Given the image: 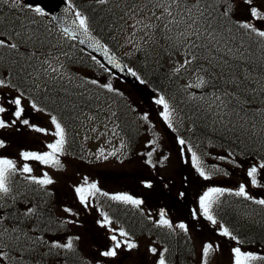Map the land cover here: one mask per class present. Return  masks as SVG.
Instances as JSON below:
<instances>
[{"label": "snow or ice", "instance_id": "obj_1", "mask_svg": "<svg viewBox=\"0 0 264 264\" xmlns=\"http://www.w3.org/2000/svg\"><path fill=\"white\" fill-rule=\"evenodd\" d=\"M95 2L100 5L113 4L116 9L120 10L117 21L120 27L127 25L133 30L139 28L147 38L146 43L150 41L153 44H158L164 47V51L169 52V54L176 53L182 57L179 66L174 69L176 74H179L181 70L208 73L209 68L206 65H210L214 69L220 68V75L224 77L226 69L232 67L230 60L225 56L232 53L233 58H235L233 48L229 46L230 41L235 39L232 35L233 26L237 30L243 29L247 34H254L259 37L261 46L264 47V0L258 4H254L253 0H240L241 3L249 6L248 11L251 17L249 20L235 19L237 0H95ZM5 6L7 7L5 8ZM30 13L35 15H30ZM63 13V16H51V19L59 20L61 24L68 23L69 26L64 27L63 32L69 39L79 40L80 44H87L94 51L102 52L107 58L108 64L123 70L115 56L110 55V49L107 45L93 37L91 18L83 11L77 10L72 0H67V6L64 7ZM49 15L41 6H34L30 0L28 2L26 0H0V62L3 61L5 55L10 56V63L15 73L14 75L12 73L0 75V90L15 93L9 98L6 92L0 91V129H10L21 125L53 137L52 142L46 144L47 151L22 150L19 155L24 163L19 167L16 160L0 156V264H5V262L7 264H29L26 256H30L41 246L47 247V255L58 256L64 253V264H68L67 254L76 252V242L80 239L79 236L68 237L66 242L61 243L59 240H45L43 235H30V231L37 232L38 229L35 225L40 223L45 213L42 209L38 211L34 204L23 209L15 207L18 199L15 190L17 176L21 177L28 185L38 186L34 191L44 195H51L48 186L55 183L47 171L43 172L41 176L33 175L34 169L29 161L38 162L40 165L51 169L63 170L65 165L62 163L61 157L69 154L70 137L68 126L63 117L48 112L47 109L38 106L36 102L41 91L44 93V98L49 99L48 93L51 91L49 85L63 84L67 74L66 64L60 60V57L67 56V53H53L52 51L40 53L38 51V45H43L45 38L39 34L36 17L48 18ZM252 21H257L258 24H254ZM134 36L135 31L133 32ZM236 51L238 52L239 49ZM222 53L224 55H221ZM240 55L242 57L243 53ZM91 59L99 64L105 72L111 74V69L105 67L95 56H92ZM221 64L225 68H221ZM128 72L134 77L137 76V73L131 68L128 69ZM212 74L215 75V73ZM13 80H18L19 83H14ZM196 80L195 85L188 84L187 87L198 89L210 87L212 89L211 92L203 93L200 97L207 103V108L204 111L212 116H219V122L224 125L227 131L235 130V124L232 128L228 127L229 124H232L231 118L234 116L237 120L250 123L249 129H245L244 123L240 125L238 136L244 132H250L252 136L264 134V107L253 106V100L256 96H264V80L254 81V83L260 84L259 90L256 88L246 90L245 85L249 77H241L235 73L224 80L227 86L224 88L220 87L219 80L213 82L201 75H197ZM37 81H42L43 87ZM68 83H71V77L68 78ZM86 83L122 95L113 88L111 83H101L96 79L86 80ZM141 83L144 81L141 80ZM25 84L28 85L27 88L23 87ZM228 87L232 91H228ZM61 91L65 95L68 94L66 87L62 88ZM33 94L36 98L33 97ZM242 96L243 99H241ZM205 97L208 99L205 100ZM195 98V94L190 97V99ZM155 103L163 108L160 112L162 120L168 128L176 131L173 127L175 110L169 100L164 95H160L155 99ZM28 108L35 112H46L52 126L51 130L31 124L30 120L25 118ZM6 116H10L11 119L6 118ZM114 117H117L116 112H112L108 119ZM69 118L77 119L78 117L73 113ZM93 118L92 116L89 117V119ZM142 119L145 122L149 121L147 114H144ZM17 130H19L18 127ZM112 131L116 134L115 127ZM177 142L181 146V155H184L185 149L190 153L192 167L204 180H211L216 173H222L224 176L231 175L229 171L216 165H212L211 170H206L207 166L191 143L184 138H178ZM152 145L158 147V140H150L149 146ZM125 146L121 142V147ZM6 147L5 141L0 139V149ZM154 151H156L155 147L148 151L145 160V163L152 167L156 166L151 159ZM109 155L115 156L116 152L113 151ZM98 158H108L103 149L99 150ZM163 159L167 160V156H164ZM215 159L227 161L235 168L244 169V164L238 162L231 152L227 156L220 155ZM244 170L247 183L241 182L235 189L209 187L200 195L198 199L199 214L217 228V234L220 237L235 243V246L231 248L232 264H264V255L243 250L241 246L245 241L218 220L215 214V210L221 205V198L226 195L241 198L243 201H250L264 208V198H256L249 191V185L252 188H264V160L259 163H251ZM144 186L151 188L152 183L144 182ZM74 192L79 203L85 209L95 207L91 200L98 195L137 209H140L141 205L144 204L142 199L127 193L109 194L103 192L96 182L90 183L87 177H84L82 184L74 187ZM7 201H11V203ZM9 209L11 210L9 211ZM63 211L71 216H78V213L73 212L71 208L65 207ZM196 215L197 210L193 209V216ZM100 216L102 219L97 220L96 223L102 228H107L111 233L109 236L111 245L107 250L100 252L101 257H115L118 254V249L124 248L130 251L138 247L124 228L112 227L113 220L107 212L100 211ZM29 221L32 223H28ZM62 223L76 224L78 221L66 220ZM155 225L173 231L178 228L184 233L189 231L188 226L184 223L173 225L172 221L167 219V214L163 209L160 210L159 219L155 221ZM220 248L219 243H204L201 248V264H209L210 256L220 251ZM149 251L154 255L158 253L156 247H150ZM167 251L168 249L164 248L163 251L159 252L157 264H167L165 256ZM97 264H101V262L97 261Z\"/></svg>", "mask_w": 264, "mask_h": 264}, {"label": "rangeland", "instance_id": "obj_2", "mask_svg": "<svg viewBox=\"0 0 264 264\" xmlns=\"http://www.w3.org/2000/svg\"><path fill=\"white\" fill-rule=\"evenodd\" d=\"M253 2L254 4H258L261 0H253ZM248 7V5L237 0V7L235 9L236 18L240 20L251 19ZM181 60L182 57L176 53L167 55L166 67L169 74L175 73L174 69L179 66ZM78 72L82 73L84 71L79 70ZM197 75L208 79L211 71L209 70L208 73H194L190 70H183L179 92L187 107V115H190V117L186 116L188 121L184 124L178 122L179 124L175 128L176 131H171L162 124L160 112L163 109L162 106L155 103V99L159 97L157 93L149 90L146 86L134 87L127 85L125 87L134 104H137L139 110L148 115L151 120L150 122H153L154 128L159 134L160 144L156 148V151L153 152L151 158L156 165L155 167L145 163L147 159L146 153L152 150L149 147V141L156 137L155 132H150L151 123L144 120L141 122V128L144 133L141 134V139L134 147V150L130 151L123 136L118 133L113 119H108L109 114L113 110L112 105H104L98 108L82 106L79 109L80 124L77 127L84 136L88 137L86 139L88 146L91 152H96L97 157L91 160H81L71 159L69 155H66L61 157V161L65 165L63 170L51 169L40 165L38 162L29 161L34 169L33 174L38 173L41 176L43 172L47 171L54 179L55 183L48 186L53 194V198L60 200L63 205L78 213V221L84 223V225L78 226L76 229L83 235V239L93 260L97 259L105 262V264H157L159 252L163 251L164 248H160L154 239L147 234L142 237H132L130 235L133 241L137 243V248L130 251L121 248L117 250L118 254L115 257H101L100 252L107 250L111 245V241L109 240L111 233L107 228H102L96 223L97 220L102 219L100 211L106 212V209L95 198L91 200V203L95 207L85 209L79 203L74 192V187L82 184L84 177H87L90 183L96 182L103 192H108L109 194L127 193L135 198L142 199L144 204L140 208L144 214L154 221L159 219V212L163 209L167 214V219L172 221L173 225H177L178 223L186 224L194 242V264H201L202 245L210 242L211 239L213 243H219L221 248L220 251L210 256L209 264H215V261H220L221 264H232L231 248L235 246V243L220 237L217 234V228L212 226L210 222L199 214L198 199L209 187L235 189L239 183H247L244 169L250 166L251 163L256 162L236 158L238 162L244 164V169H238L234 165L228 164L227 161L215 159V157L222 154L213 148V145L204 137L205 135L203 137L199 135V138L205 142H201L198 139H191V141L185 139L197 151V154L207 166L206 170H211L212 165H216L231 173L229 176L216 173L211 180L206 181L192 167L190 153L185 149L184 155H181V146L177 141L178 138L183 137L178 131L185 130L189 134L198 133L197 124L205 125L207 124V120L215 117L204 111L207 108V103L200 97L203 93H206L204 91L205 88L187 87L188 84L195 85L197 83ZM251 79H255V81L264 80V74L253 75ZM37 83L41 85L42 81H37ZM256 84L258 85L259 83ZM207 89L211 90L210 87ZM0 91L6 92L9 98L15 95L14 92L7 93L6 90ZM193 94H195L196 98L190 99ZM207 99L208 97H205V100ZM188 100L191 102L189 106H187ZM82 115L84 117H81ZM90 116L94 118L89 119ZM25 118H28L31 124L40 128L50 130L52 128L46 112H35L28 108ZM8 119H11V117L8 116ZM177 119L179 121L184 120L183 117L179 116ZM17 127L19 130H17ZM114 127L116 134L112 131ZM201 134H204L203 127ZM0 139H3L7 145L6 148L0 149V156L16 160L17 163L22 165L24 161L20 159L19 155L22 150L47 151L46 144L52 142L53 137L46 136L28 127L17 125L10 129H0ZM121 142L126 146L122 148ZM100 149L104 150V154L108 157L107 159L98 158ZM113 151L116 152V155H109ZM164 156H167V160L163 159ZM186 160L188 162H185ZM144 182H151L152 187H145ZM263 189L252 188L249 185V191L255 197L262 196ZM193 209L197 210L195 217L193 216ZM112 227L119 229L121 225L113 221ZM127 232L129 234L133 233ZM150 247H156L158 253L156 255L151 253L149 251ZM242 249L247 251L244 247Z\"/></svg>", "mask_w": 264, "mask_h": 264}, {"label": "trees", "instance_id": "obj_3", "mask_svg": "<svg viewBox=\"0 0 264 264\" xmlns=\"http://www.w3.org/2000/svg\"><path fill=\"white\" fill-rule=\"evenodd\" d=\"M72 3L77 10L83 11L91 18L92 32L94 34L97 35L108 48L119 55L128 66L134 69L147 87L161 93L169 100L171 106L175 110L174 115L179 113V109L186 110L187 107L177 92L181 74L179 73L171 76L167 74L163 57H165L168 52L164 51V47L153 44L150 41L146 43L145 41L147 38L139 28L133 30L127 27V25L120 27L117 23L120 10L116 9L111 3L108 5H100L96 3L95 0H72ZM6 7L7 6H5V8ZM5 14L7 15V12H5ZM30 15L35 14L30 13ZM36 18L38 20L37 26L41 37L45 38L46 30L52 33V39L50 41H48V39L45 40L46 44L44 48H42V45H38V51L43 49L45 53V49L49 47L56 53L57 49H60V52L67 53V56H62L60 60L66 64L69 72L74 73L77 68L84 69L81 75L82 79L80 77H74L72 74L65 76L64 83L62 85L58 84L57 87H55L52 93L49 94V99H45L44 95L41 97V101L46 105L47 110L53 112L55 115L63 117L65 124L68 126L70 137L69 152L76 157H82L83 152H85V157L90 155L94 156V153L88 152L87 148L83 149V147H80L79 137L75 129L78 118H69L73 113L78 117L77 109L82 103L88 106L92 105L94 102L98 104L99 102H104V104L114 105L112 112L117 113V117L115 118L117 119L119 130L130 147L132 144L136 146L144 131L141 128L138 117L135 115L133 103L126 95L127 92L125 91V93L123 91L124 83L113 74L105 72L99 64L91 59L92 56L89 53L76 45L74 40L70 39L67 42L62 41V37H60V34L55 30L56 28L51 24L50 19ZM235 19L237 18L235 17ZM129 23H132V21H129ZM134 31L135 36L133 37ZM232 35H234L235 39L234 41H230L229 46L233 48L235 58H233L232 53L225 56V58L230 60L232 67L227 68L224 77H221L220 68L214 69L210 65H207L211 72L215 73V75L212 74L209 80L213 82L219 80L220 87L224 88L227 87L224 80L235 73L241 77H249L245 85L246 90L254 88L251 86L252 81L250 76L254 72L264 73V47L261 46L259 37H256L254 34H247L243 29L237 30L235 26L232 27ZM64 46H66V49ZM236 49H239V51L237 52ZM241 53H243L242 57L240 55ZM221 55L224 54L222 53ZM10 60L11 57L5 55L3 61L0 62V67L14 75V68ZM237 65H239V67H236ZM8 67L11 70H8ZM221 68H225V66L221 64ZM69 77H71L70 84L68 83ZM103 78L107 83H111L113 88L118 90V93H122V95L117 94V92H108L106 89L86 83V80L90 79H96L103 83ZM25 85L27 86V84ZM65 87L68 89L67 95L61 91V89ZM259 88L256 89L259 90ZM228 91H232V89L228 87ZM81 93H83V95H81ZM243 98L242 96L241 99ZM53 101H55V103H53ZM253 106L264 107V96H256L253 100ZM231 119L232 124H229L228 127L232 128L233 124H235V130L232 132L225 129L224 125L219 122V118L213 121L207 120V124H202L201 126L204 128V133L210 136L211 141L218 145L220 151L230 150L235 157H254V159L257 158L259 161L264 160V134L252 136L250 132H244L238 136L237 133L240 132V125L244 123L245 129H249L250 123L237 120L234 116ZM16 180L27 184L19 176L16 177ZM30 186L32 188L30 194L24 197L19 196L15 207L19 208L18 203L24 204V206L26 204L29 206L34 204L37 206L38 211L41 209L43 210L45 215L41 218L40 223L35 225L38 229L37 234L43 235L44 238L52 234L50 240L47 238H45V240H59L61 243L64 242L63 239L67 240L68 237L79 236L80 239L76 242V252L67 254L68 264H97V262L92 259V255L89 254L83 237L77 233L72 225L71 227L68 224L59 225L57 221H55L57 211L52 197L50 198V195H44L43 193L34 191L38 186ZM240 200L242 199L231 197L230 203H221L218 210L215 211L217 212L216 215H221L220 220H222L227 227L233 228V231L239 237L245 238L247 235L249 241H258L260 245L264 246V225L259 227L251 223L250 219L244 216L250 215L251 211H246L244 215L240 216V209L238 210V208H240ZM109 208L110 215H114V217L120 220L126 227L131 224V226L136 228L140 233L146 229L144 221L139 219L133 211H129L127 206L109 201ZM10 210L11 209H9V211ZM127 215L132 216L128 217ZM28 223L32 222L29 221ZM49 229L52 230L50 231ZM66 233L67 235L64 236L63 239H60V236H58ZM175 237L176 240L173 242L172 247L168 248L166 253L167 264H192L194 255L193 247L188 239L187 233L179 230ZM47 252V247L41 246L37 251L32 252L30 256H26V258L29 264H64V253L57 256L47 255Z\"/></svg>", "mask_w": 264, "mask_h": 264}, {"label": "water", "instance_id": "obj_4", "mask_svg": "<svg viewBox=\"0 0 264 264\" xmlns=\"http://www.w3.org/2000/svg\"><path fill=\"white\" fill-rule=\"evenodd\" d=\"M27 2H28V0H27ZM30 2L35 3V4H40L46 11H48L51 14V16H57V17L64 15L63 9H64V7L67 6L66 0H64V2H62V0H30ZM53 21L55 23H57L58 25H60L63 29H64V27L69 26L68 23L61 24V22L59 20H53ZM93 37H95V36L93 35ZM77 41L79 43V40H77ZM80 45L83 48H85L86 50H88L89 52L93 53L104 64H106L109 68H111L115 73H117L118 75L123 77L126 81L131 82L133 84L138 83V79L136 77L132 76L128 72V69L125 67V64L123 62H121L118 58L115 57L117 62L121 65V68L123 70L114 68V67H112V65L108 64L107 58L103 55L102 52L94 51L93 49L89 48L87 44H80ZM110 55H112V54L110 53Z\"/></svg>", "mask_w": 264, "mask_h": 264}, {"label": "bare ground", "instance_id": "obj_5", "mask_svg": "<svg viewBox=\"0 0 264 264\" xmlns=\"http://www.w3.org/2000/svg\"><path fill=\"white\" fill-rule=\"evenodd\" d=\"M259 62H260V61H259ZM262 64H263V63H262ZM262 64H261V65H262ZM263 65H264V64H263Z\"/></svg>", "mask_w": 264, "mask_h": 264}]
</instances>
